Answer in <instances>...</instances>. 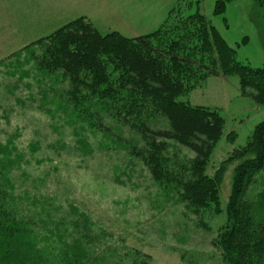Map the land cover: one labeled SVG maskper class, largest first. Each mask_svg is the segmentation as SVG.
I'll return each instance as SVG.
<instances>
[{
    "label": "rangeland",
    "instance_id": "rangeland-1",
    "mask_svg": "<svg viewBox=\"0 0 264 264\" xmlns=\"http://www.w3.org/2000/svg\"><path fill=\"white\" fill-rule=\"evenodd\" d=\"M53 1L43 0L39 8L33 0H0V148L18 159L14 161L19 169L12 168L9 174L17 199L28 211L41 212L48 225L63 222L71 234H76L71 223L77 222L76 231L81 234L86 229L82 219H86V233L98 235L96 246L115 248L118 254L123 248L136 249L149 255L152 264H226L216 239L226 222L238 162L225 166L219 211L214 204L204 209L189 207L155 182L144 163L131 155L134 147L143 144L137 125L117 112L124 101L110 106L108 98L71 92L72 85L60 71L49 72L36 64L34 56L40 54V46L31 45L82 13L101 33L116 31L136 37L156 29L178 1L66 0L73 8L65 13L54 9ZM110 3L120 6L123 15L114 14ZM214 3L200 0L199 9L235 50L236 60L263 66L262 6L255 0H228L224 12L216 15ZM135 11L144 13L143 17L137 18ZM203 57L187 60L193 71L183 83L197 86L177 101L216 109L223 118L222 135L206 167V174L212 176L264 119V102L241 93L236 73L223 75L213 61ZM146 110L147 105L137 118L147 115ZM147 122L151 128L167 127L160 114L153 113ZM168 145L175 156L188 159L193 155L174 141ZM261 181L264 178L258 177L250 186L249 198L255 197ZM56 250L59 247L48 255Z\"/></svg>",
    "mask_w": 264,
    "mask_h": 264
},
{
    "label": "trees",
    "instance_id": "trees-1",
    "mask_svg": "<svg viewBox=\"0 0 264 264\" xmlns=\"http://www.w3.org/2000/svg\"><path fill=\"white\" fill-rule=\"evenodd\" d=\"M177 1L156 29L136 37L116 31L101 33L89 19L79 16L35 40L31 45H39L40 54L34 60L41 69L60 71L73 93L86 91L108 98L110 106L119 99L124 101L117 112L137 125L143 144L134 147L131 155L144 163L155 182L172 190L189 207L204 209L214 204L219 211V184L225 166L237 161L226 222L216 244L226 264H264V181L254 198L247 196L258 177L264 178V119L245 144L233 148L209 176L206 167L222 135L223 118L216 109L177 101L197 86L183 83L184 78L191 79L188 75L193 71L187 60L196 56L205 55L223 75L236 73L241 93L259 102H264V65L251 67L236 60L235 50L201 13L200 0ZM227 1L215 0L214 14H222ZM255 2L264 15V0ZM145 105L147 115L137 118ZM153 113L164 117L166 128L148 125ZM168 141L187 148L192 157L173 155ZM15 159L7 148H0V264H152L149 255L136 249L123 248L118 254L115 248L109 251L96 246L98 235L86 233V219H82L83 233L78 234L77 222H72L76 234H71L63 222L48 225L41 212L28 211L17 199L9 175L12 168L19 169ZM40 229L46 231L43 236ZM43 246L49 252L60 250L51 256Z\"/></svg>",
    "mask_w": 264,
    "mask_h": 264
},
{
    "label": "crops",
    "instance_id": "crops-1",
    "mask_svg": "<svg viewBox=\"0 0 264 264\" xmlns=\"http://www.w3.org/2000/svg\"><path fill=\"white\" fill-rule=\"evenodd\" d=\"M169 1V0H168ZM171 1H173V0H171ZM33 2L35 3H37L36 4V6L37 7H39L40 8V5H41V3H43V0H33ZM54 2V1H53ZM50 4H52V3H50ZM77 6V4L74 6V7H76ZM110 6H111V9H114V11H112L114 14L116 13V15H123V13L124 12H122L121 11V9H120V6H112V4L110 3ZM54 9H58L59 10V12H61V13H65V12H67L68 10H70V9H72L73 8V4H71L70 2H67L66 0H55V2H54V7H53ZM136 12V16H137V18H140V17H143V15H144V13H142V14H139V12H137V11H135ZM150 12H154V11H150ZM82 15L84 16V14L82 13ZM82 15H80V16H82ZM72 16H73V14H72ZM74 17V16H73ZM73 17H70L69 19H67L68 21H71V20H73V19H75V18H77V17H75V18H73ZM135 17V16H134ZM150 18H152V17H155V16H153V15H151V16H149ZM156 17H158V16H156ZM123 18H126V20H134V18L133 17H123ZM159 18V17H158ZM160 20L162 21V19H159L158 20V22H160ZM67 21V22H68ZM145 32V31H144ZM143 34V33H142ZM133 36H137V35H133Z\"/></svg>",
    "mask_w": 264,
    "mask_h": 264
}]
</instances>
